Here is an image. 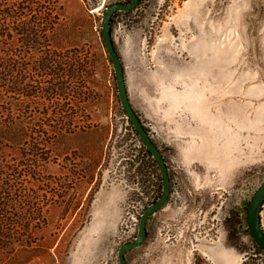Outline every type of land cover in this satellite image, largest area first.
<instances>
[{"label":"rangeland","instance_id":"obj_1","mask_svg":"<svg viewBox=\"0 0 264 264\" xmlns=\"http://www.w3.org/2000/svg\"><path fill=\"white\" fill-rule=\"evenodd\" d=\"M129 1L0 0L1 12L14 10L0 24L25 89L0 100V116L28 128L20 153L0 120V164L20 172L23 161L22 174L33 176L1 184L11 196L0 219L13 226L0 236L15 241L0 249V264H119L120 247L135 240L162 190L101 38L106 8ZM22 7L28 11L16 19ZM33 24L42 53L72 58L84 71L65 98L47 93L53 80L36 69L40 50L20 41L29 36L20 28ZM112 37L130 102L171 180L168 203L148 220L147 240L126 255L128 264H264L247 223L264 182V0H141L116 13ZM47 121L59 122L55 137L36 134H50Z\"/></svg>","mask_w":264,"mask_h":264},{"label":"trees","instance_id":"obj_2","mask_svg":"<svg viewBox=\"0 0 264 264\" xmlns=\"http://www.w3.org/2000/svg\"><path fill=\"white\" fill-rule=\"evenodd\" d=\"M131 2L132 0L127 3H131ZM19 10L21 15H19L18 17L16 16V19L18 18L23 19L24 18L23 13L28 11V8L22 7V9ZM115 15L116 13L112 16L111 27H113V18ZM0 19H2L4 22H10L11 20H14L15 19L14 10H3L2 12L0 11ZM39 30H40L39 26H35L34 24L33 26H27V25L22 26L20 28V31L22 33L27 32V35L29 36L21 39L20 41L22 45L32 46L34 47L35 50H40L41 52L40 55L42 57L39 58L38 61H36L35 63L36 69L39 71V73H42V75L49 76L50 79L53 80L52 88H50L47 93L49 95L53 94L55 96H59L60 98H65V96H67L68 94L67 92H70L71 85L73 84V82L75 80H79L80 74L83 73L84 71H82L80 64L77 63L76 60H72V58H68V57L65 58V56H61L60 54H52L50 52L52 50L50 49L48 52L42 53L43 50L46 51V48L40 45V41L42 40L39 37L32 36L36 31ZM8 31L9 29L7 28V25L0 24V42H2L3 44L4 42L7 43V45H4L5 51L0 53V100L3 101V103H6L5 100H3V98L6 95H9L10 97H12V95L24 97L25 94V89H23L22 86L24 82L22 83L23 76L21 74V71L18 70L16 74H14L15 64L11 59V54L9 53L10 46H8L9 45ZM22 66H23L22 64L21 65L19 64L20 69ZM14 75H18L17 82L15 84L12 83L14 79ZM35 84L39 85L40 82H35ZM0 120L7 123L10 126V128L13 129V132H10V134H8V139H7L11 143V145H13L12 146L13 149L15 148L19 150L20 153L23 150V152L26 154L27 152L24 149V147L26 146L24 142H21V138H23L24 132L26 134L28 130L24 120L16 119L13 116H11V118L10 116H0ZM47 123H48L47 127L50 129L49 130L50 134L40 132L39 129L36 132V134L46 135L49 136V138H51V136L55 137L58 134L57 125L59 122L56 124V122L47 121ZM45 125L46 124H43V126ZM131 127L134 130L132 125ZM146 130L148 131V129ZM134 132L136 133L135 130ZM53 143L50 142L48 144V149L53 148L54 146ZM141 149L150 159H152V161L155 164H157L156 161L152 158L150 152L145 148L143 144ZM39 151L40 150H38L37 148H34L31 151L34 156L36 157L38 156L37 159H41V157H39L40 156ZM28 152H30V150H28ZM20 163L22 164L20 165ZM16 165L18 166V168H20V172H17L18 170L15 169H10L8 167L7 162L0 164V210H6L10 208L9 197L11 196V193L7 191L6 187H4L3 189L1 184L7 181L9 182L11 180V177L16 178V181H25L33 177L31 174H25V173L22 174V169H25L27 167V165L23 164V161L18 162ZM161 194H162V190L159 191L154 202H156L160 198ZM262 220H264V218ZM20 225L24 230H26L27 227L24 226V224H20ZM12 226L13 224H11L8 221V219L5 218L0 219V229H8ZM0 238H2L0 240V249H4V250L11 249L12 242L15 240L7 237L6 234H2ZM253 243L257 251L264 254V252L261 251V249L256 245L254 240Z\"/></svg>","mask_w":264,"mask_h":264},{"label":"water","instance_id":"obj_3","mask_svg":"<svg viewBox=\"0 0 264 264\" xmlns=\"http://www.w3.org/2000/svg\"><path fill=\"white\" fill-rule=\"evenodd\" d=\"M141 0H132L131 3H115L106 8L102 21L101 38L104 44L107 55L114 68V75L116 80V86L118 91V97L121 107L128 119L136 131L141 143L150 152L152 158L156 161L159 171L162 177V194L160 198L149 205L143 212L138 227L137 237L133 242L122 245L118 251L119 264H128L126 255L140 248L147 240L148 237V220L153 215L161 211L166 204L170 196L171 180L169 175V169L167 162L161 153L158 146L152 140L149 132L146 130L143 122L138 114L135 112L130 99L126 86L124 66L122 59L116 49L113 37L111 19L115 13L123 12L129 13L136 10ZM264 209V182L254 193L247 208V223L250 230V234L256 243V245L264 252V228L262 224V216Z\"/></svg>","mask_w":264,"mask_h":264}]
</instances>
